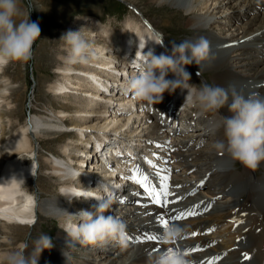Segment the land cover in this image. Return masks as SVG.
Here are the masks:
<instances>
[{
	"label": "bare ground",
	"instance_id": "obj_1",
	"mask_svg": "<svg viewBox=\"0 0 264 264\" xmlns=\"http://www.w3.org/2000/svg\"><path fill=\"white\" fill-rule=\"evenodd\" d=\"M150 2L158 7L169 6L177 9L174 14L175 21L177 27H186V40L194 41L203 36L211 41L212 51L215 53L214 59L202 62L200 68L194 62L185 66V70L191 76L188 81L190 85H195L198 89L201 86V77L206 84L225 88L235 85L237 90L244 94L255 91L264 95V0H234V2L233 0H213V2L211 0H150ZM231 2L236 10L228 15L229 24L223 26L221 15H217L216 12L219 11V7L229 5ZM240 5L244 7L243 12H240L243 13L242 15L250 11L254 12L244 27L234 23L238 19L237 15L240 14L237 11V8L241 10ZM81 20L78 17L73 24L71 23L72 25L69 23V26H64V33L80 31L95 55L87 64L67 65L64 62L67 52L63 44V47L60 46L59 54L62 62L55 63L56 73L60 78L49 85L55 95H65L73 104L65 100L66 102L57 107L58 113H54V116L31 114L23 125L14 128L10 143L7 140L3 141L7 150L0 149L2 160L0 217L8 216L5 220L0 218V235L8 236L7 239H0V264H6L4 257L14 251L13 244L22 241L17 229L33 226L34 223L31 224L30 221L36 213L39 218H57L60 221V227L55 229L51 239L53 246L41 252L38 264H150V258H155L169 247H179L183 251H190L196 247L202 249L190 252L188 258L193 264L211 261L217 257L219 259H215V264H264V162L253 171L234 161L226 151L216 148L218 141L225 140L222 115H230L227 107L219 112H204L186 101L187 89L177 88L168 98L150 105L152 109L147 112L148 114L145 112L146 109L142 111L147 114L148 119H152L144 132L146 125L144 123L147 120L145 118L143 121L139 109L140 106L146 107L145 104L138 103L140 106H137V103H133L135 97L127 99V95L120 96L129 93L126 91L127 82L131 76L136 75L132 72L137 73L130 71L128 79L122 76V73H129L124 65L128 64L131 58L129 56L126 62L122 56L134 48L138 39H142V42H150V49L152 46L157 47L155 52L158 56L162 53L170 55L171 45L164 42L163 33L159 32L149 19H147L148 23L144 24L134 17L128 18L124 21L123 28L113 33L101 26V23L85 22L80 25L83 22ZM75 25L77 30L74 28ZM144 29H146L145 33H143ZM118 53L122 56L117 60ZM4 66L0 64L1 73L6 70ZM139 68L138 66L136 69ZM198 71L201 72L199 76ZM114 72L120 73L119 77ZM207 73L210 76L206 75ZM169 76H174V80L177 79L172 72L168 73L166 79ZM115 84L120 85V88L115 87ZM0 87H3L2 83ZM121 87L122 92H118ZM12 94L13 92H9L0 95L2 103L10 105V108H14L12 100L8 101ZM73 95L82 97L84 102L78 103ZM8 112L12 111L8 110ZM123 114L126 115L125 118ZM132 116H135L134 120L125 126ZM53 118L59 119L53 120ZM97 118L103 119L96 121ZM169 119L176 121V125L167 130L165 128ZM103 120L105 121L101 122ZM58 121L70 127L65 130L66 132L78 136L76 140L71 139L63 143L57 156H48L44 159L48 164L49 174L43 177L62 178L59 189L64 198L57 195L40 196L38 193L34 196L33 190L31 191L28 185L19 186L22 180L28 183L33 178L28 176L36 175L37 172L38 166L33 163L39 162V156L32 138L34 137L40 144L48 137L44 129L48 126H61ZM65 121L67 123H64ZM134 123L138 125L133 128ZM178 123L181 125L178 126ZM140 126L144 127L138 130ZM107 128L116 131L122 129L128 135H135L133 140L136 141L143 138L146 151L138 155V161L130 162L125 157L126 151L132 148L137 151L130 142L131 137L128 136L126 142L121 140L120 136L113 138V142L117 145L112 148L111 143H106L109 140ZM185 128L189 131L183 130ZM2 130L3 128H0V142H2ZM207 134L212 136L210 141L205 143ZM85 136L87 138H84ZM47 140L50 141L51 138ZM90 142L94 144L86 146L88 149H85V144ZM103 142V147L106 149L104 154H108V161L104 159L97 166L91 156H81L90 152L95 154L96 160L99 161V152L103 147L100 151L96 147ZM120 151L123 154L117 153ZM137 152L139 154V151ZM115 153L118 158L115 159L117 163L114 169L119 176L118 180L123 182V188L121 193L114 197V204L104 214L121 219L127 226V234L136 239L129 240L127 248H121L114 242L102 246L78 243L74 248L66 246L65 229L69 223L66 212L75 215L79 211L90 209L89 212L96 213L99 203L97 208H94L92 202L88 200L89 190L104 197L107 195L105 191L112 186V179L117 182L115 173L113 177L112 173H109L108 164L115 163L113 160ZM122 158H126V161L118 162ZM147 161H151L152 164ZM86 165L89 167L88 170V167L83 168ZM35 166L36 172L33 174ZM137 167L156 186L160 185L158 173L170 176L168 183L171 195L168 197L167 207L153 204L139 185L127 179L132 174L131 170ZM162 169H169L170 172H162ZM91 171L97 173L98 183L82 174L88 175ZM77 172L81 174L78 177L75 176ZM100 177H104L105 180L100 182ZM68 189H72V192L69 193ZM138 192L140 195H136ZM78 194L81 197L68 200ZM81 202L83 206L86 204V207H83ZM71 203L77 204L78 208L75 206L73 209ZM188 210H194L197 214L180 221L171 219ZM12 216L28 223H18L12 220ZM158 216L168 219L169 224H177L185 228L184 235L179 241L168 243L162 238L157 241L144 240L145 234L161 237L163 228L157 223ZM79 221V217H73L71 223L77 224ZM8 228L15 230L7 231ZM194 231L196 235H191ZM39 237L40 235L34 231L24 246H22L24 242L21 243L20 248H23L19 253L31 255ZM4 246H7L6 251L3 249ZM63 253H66V257ZM245 253L250 259H244Z\"/></svg>",
	"mask_w": 264,
	"mask_h": 264
},
{
	"label": "clouds",
	"instance_id": "obj_2",
	"mask_svg": "<svg viewBox=\"0 0 264 264\" xmlns=\"http://www.w3.org/2000/svg\"><path fill=\"white\" fill-rule=\"evenodd\" d=\"M18 2L0 0V64L27 63L32 59L34 42L40 38L39 23L31 22L29 15L27 20L17 23L16 17L20 15ZM60 40L64 41L66 48L64 62L67 65L87 64L95 55L80 31H68ZM145 56L147 59L137 74L129 78L126 91L138 101L154 105L162 101L165 91L181 88L188 90L186 101L204 112H219L227 107L230 115H222L225 140L218 141L215 146L246 168L257 170L264 162V95L255 91L244 94L235 85L225 88L205 83L197 89L188 83L191 76L185 70L186 65L194 62L200 68L202 62L215 58L211 41L201 36L194 41L172 42L170 55L162 53L156 56L149 52ZM169 72L175 74L177 79H166ZM200 74L198 71L197 75ZM67 191L71 193L72 189ZM73 197L81 195L71 196L68 200L71 201ZM98 200L100 203L96 213L82 210L73 215L65 211L69 221L65 229L66 246L74 248L77 243L102 246L114 242L121 248H127L126 224L118 217L104 214L114 204V195L109 192ZM73 217H79L80 222L71 223ZM184 232L183 226L169 224L163 228L161 238L165 242L175 243ZM52 246L51 238L41 234L31 255L11 252L4 259L6 264H38L41 252ZM63 254L66 257V253ZM150 264H192V261L181 248L169 247L155 258H150Z\"/></svg>",
	"mask_w": 264,
	"mask_h": 264
},
{
	"label": "rangeland",
	"instance_id": "obj_3",
	"mask_svg": "<svg viewBox=\"0 0 264 264\" xmlns=\"http://www.w3.org/2000/svg\"><path fill=\"white\" fill-rule=\"evenodd\" d=\"M211 1L213 2V0ZM18 7L20 8V15L16 17L17 23H19L22 20H27L29 15V20L31 22L39 23L41 34H40V38H38L34 42L33 56L31 60L23 64L20 62H9L7 64H4L6 70L3 73H1L0 70V75H2L0 77V84L1 83L3 84V87H0V95L2 93L13 92L11 98H9L8 101L12 100V104L14 106V108H10L9 107L10 105H6V104L4 105L2 103V97H0V104H1L0 113L4 111L0 115L1 118L0 128H3V130L1 131L2 142H0V149H4V150L7 149L5 148L4 146L5 143H3V141L7 140L8 143H10L12 134L14 132V128L16 129L19 125H23L25 121L28 120L31 114L32 115L43 114V116H46L48 114L49 116H54V113H58L57 107L60 104L66 102L65 100H68L69 103L73 104V102L70 99H68V97H66L65 95L62 94L55 95L50 89L49 85L52 84L54 81H56L58 78H60V75L56 73L57 64L55 63L62 62V59L59 54L61 51L60 46L63 47L64 44V42L60 40L61 36L64 34V26L67 27L71 23L73 24L76 18L79 17L82 19L81 21L83 22L80 25H83L85 22L87 23L95 22L98 24L101 23L100 25L108 29L110 33L120 31L123 28L124 21L128 18L134 17L136 18V20L141 21L144 24L148 23L147 19H149L159 29V32L163 33L165 38L164 42L166 44L169 43L170 45H172V42L179 44L180 42L185 41L186 40L185 37L187 36L186 27L183 28L177 27V23H176L177 21H175L176 16L174 15L175 10H177L176 8L172 9V7L169 6L158 7L155 3L150 2V0H19ZM240 7L241 10L237 8V11L239 13L243 12L244 10L243 6L240 5ZM139 10L142 11L144 15H141L142 13ZM235 10L236 7H233L232 2L229 5L226 4L219 7V11L216 13L217 15H221V19L224 23V24L221 23V25L224 26L229 24L228 15H230V13H233ZM242 14L243 13L237 15L238 19L234 23L244 27L247 24L246 23L247 20L254 15V12L250 11L245 15ZM144 17H146L147 19H145ZM157 24H159V26ZM101 26L99 28H101ZM74 28L77 30L76 25L74 26ZM86 31L87 29L85 30V32ZM96 41H98V39H96ZM206 75L210 76L209 73H207ZM206 75L204 74V77H206ZM117 76L119 77V75ZM200 83L201 85L205 84L201 79V77H200ZM115 85H116L115 87L118 86L120 88V85L118 84ZM118 92H122V87ZM171 93L172 92L167 91L163 95V99H166V97L168 98ZM125 95L128 96L127 99L134 98V96H132L131 93H124L123 95L120 96H125ZM73 97L78 100V103L84 102V99L82 97H78V95H73ZM115 98H117V96H115ZM133 100H135L133 101V103L134 104L137 103V106H140L138 103H144L146 106V107L140 106L141 109H139L143 121H145V118L147 120V122L144 123V125L146 124L144 130L145 132L146 127H148L149 123L152 121V119L150 118L148 119L147 117V114L152 109L151 108L152 105L146 102L138 101L136 98H134ZM114 102L116 103V101ZM8 110H11L12 112H8ZM142 111L148 113L144 114V112ZM124 115L125 114L122 115L123 118H125L126 116ZM134 118L135 116H132L131 119L129 120V123H131L130 121L134 120ZM57 119L53 118V120H57ZM100 119L102 120L103 118H97L96 121ZM104 121L105 120L101 122ZM58 123L61 126H56V127L48 126V128L44 129L45 130L44 132L48 137H46V140H42L40 144H38V141H36L34 137L32 138L33 145H35V151L39 156L38 157L39 162H35L33 164L37 165L38 168L36 175H34V177L30 179L28 183H26L25 180H22L21 182L28 185V187L31 188V191L33 190L34 196L36 195V193H38L40 196H50V195L53 196L57 195L61 197L64 196L61 195L60 193L61 190L59 189V182L63 180L62 178L51 176L50 178L46 179L43 177L49 174V169H47L49 167L44 159H46L48 156L49 157L57 156L59 154L58 151L59 149H61V145L63 143L67 141L69 142L71 139L76 140V137L78 136L72 132L69 134L68 132L65 131L67 128H70L69 126L66 125L64 126V124L62 125L60 121H58ZM64 123L67 122L65 121ZM170 123L171 126H169ZM127 125L129 124L127 123L125 126ZM137 125L138 123H134L133 128L136 127ZM166 125L167 127L165 129L168 130L170 127L176 125V121H174L173 119L170 121L169 119ZM179 125L181 124L178 123V126ZM143 127L144 126H140L138 130H140ZM107 129L109 130V132H118L117 136H120L121 140H125V142L128 139L127 137L130 136L132 139L130 140L131 144H133V146L137 149V151L141 150L139 152L140 154H143L146 151L144 150L146 145L144 143L145 141L143 138L142 140L140 138L139 141H136L133 140L136 137L135 135L134 136L132 134L128 135L127 132L122 131V129L121 130L118 129L117 131L112 130V128H107ZM72 130L74 131V129ZM183 130H188V128H185ZM208 135L209 134H207V136L204 139L205 143L209 142L212 136V135L209 136ZM50 138H51L50 141L47 140ZM84 138H87V136H85ZM93 144L94 143L91 142L88 143L87 145L85 144V149L86 148L88 149V147L86 146H90V145L92 146ZM104 148L105 147H103V149L99 154L100 157H102L103 153H105L106 149ZM91 152L95 153L96 151L91 150ZM52 153L54 155H52ZM77 153H82V152H77ZM71 154H73V152H71ZM83 155L91 156V159L95 162V164H97V166L100 165L101 160L100 159L99 161L96 160L97 156L95 154L86 152L85 154H81L82 157ZM94 155L95 158L93 159ZM114 155L115 156L113 157L114 158L113 160L115 161V163L107 162L110 168L109 173H112V177L113 174L115 173L114 168L117 163V160L115 159L118 158L116 156V153ZM122 160L126 161V158H122L118 162L122 163L123 162ZM84 161H86L85 157H84ZM1 163L2 160L0 159V165ZM85 167H88V165L83 166V168ZM237 167L239 168V166ZM88 169L89 167L87 168V170ZM91 174L96 175L97 173H95V171H91L89 172L88 175ZM103 178L104 177H100V179L104 181L105 179ZM21 182L19 183V186ZM113 183L115 184L117 183L114 178L112 179V185ZM41 186H43V188H41ZM89 192L90 195H94L99 198L101 197L98 194H93L90 190ZM72 203L70 205L71 207L73 206V209L75 208V206L76 208H78L77 204H72ZM81 205L83 206L82 202ZM83 207H86V204H84ZM87 211H90V209H87ZM33 219H35L33 226L29 225L25 229L24 228L17 229L19 237L20 239H22V241L20 242L18 241V243L13 244V247H15V249L12 252L21 251L23 248V247L20 248L21 243L24 242L22 244V246H24L28 242L29 236L34 231L39 235L47 234L51 239H53V234L55 233L54 232L55 229L60 227L59 225L60 221L57 218H53V219L39 218L38 214L36 213ZM13 230L15 229H10V228L7 229V231H13ZM193 233H195V231ZM9 235H11V233ZM7 237L1 236L0 239L1 240L7 239ZM6 247L7 246H4L3 249L5 250Z\"/></svg>",
	"mask_w": 264,
	"mask_h": 264
},
{
	"label": "snow or ice",
	"instance_id": "obj_4",
	"mask_svg": "<svg viewBox=\"0 0 264 264\" xmlns=\"http://www.w3.org/2000/svg\"><path fill=\"white\" fill-rule=\"evenodd\" d=\"M147 162L150 165L152 164L151 161H147ZM161 171L162 172H170L169 169H162ZM131 172H132V174L127 179H129L132 182L139 185V187L141 189H143L144 195L146 197H148L153 204L159 205L161 207H167L168 206V204H169L168 197L171 195V193L169 191V183H168V181L170 179L169 175H161L160 173H158L160 185L156 186V185H153V183L151 182V180L149 179V177L147 175L142 174V171L139 167L132 169ZM136 195H140V193L138 192V193H136ZM121 202H123V201H121ZM196 214L197 213L194 210H188L185 212H181L180 214L172 217L171 219L175 220V221H180L182 219H187L188 217L194 216ZM157 223L162 228H166L169 225V220L165 219L163 216H158L157 217ZM191 235H196V233H192ZM127 239L128 240H134L136 238L127 234ZM159 239H161V237H159L158 235H155V234H145L144 235V240H147V241H157ZM138 242H141V241H138ZM201 250L202 249H200L199 247L192 248L190 251H184V255L189 256L190 252H196V251H201ZM215 259H219V258L217 257ZM215 259H213L211 261H207V262L201 261L200 264H215ZM244 259H246V260L250 259V256H248V254L245 253ZM192 264H193V262H192Z\"/></svg>",
	"mask_w": 264,
	"mask_h": 264
}]
</instances>
